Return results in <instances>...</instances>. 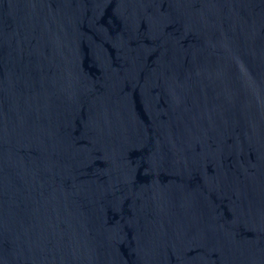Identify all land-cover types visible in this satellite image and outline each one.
I'll return each mask as SVG.
<instances>
[{
  "label": "water",
  "instance_id": "water-1",
  "mask_svg": "<svg viewBox=\"0 0 264 264\" xmlns=\"http://www.w3.org/2000/svg\"><path fill=\"white\" fill-rule=\"evenodd\" d=\"M0 264H264V0H0Z\"/></svg>",
  "mask_w": 264,
  "mask_h": 264
}]
</instances>
